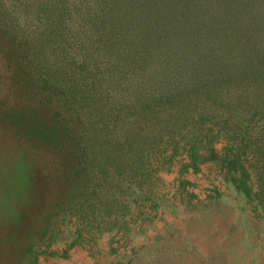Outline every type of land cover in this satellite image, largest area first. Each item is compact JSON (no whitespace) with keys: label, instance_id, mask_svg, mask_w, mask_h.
Listing matches in <instances>:
<instances>
[{"label":"trees","instance_id":"trees-1","mask_svg":"<svg viewBox=\"0 0 264 264\" xmlns=\"http://www.w3.org/2000/svg\"><path fill=\"white\" fill-rule=\"evenodd\" d=\"M263 153L264 0H0V264L130 231L178 163L262 203Z\"/></svg>","mask_w":264,"mask_h":264},{"label":"rangeland","instance_id":"rangeland-1","mask_svg":"<svg viewBox=\"0 0 264 264\" xmlns=\"http://www.w3.org/2000/svg\"><path fill=\"white\" fill-rule=\"evenodd\" d=\"M216 147L222 151L224 142ZM259 159L257 164L249 155L245 164L259 168L254 180L264 186V153ZM179 166L161 173L162 184L155 187L161 204L154 208L157 203L150 201L135 209L130 231L106 234L75 247L67 257L43 256L38 264H80L82 257L71 260L75 249L87 255L81 264H264V195L262 203L249 201L213 162L202 165L200 177L188 173L195 174L193 181L185 175L192 185L182 191ZM5 175L7 183L12 181L10 173ZM65 248L59 244L54 249L63 254Z\"/></svg>","mask_w":264,"mask_h":264},{"label":"crops","instance_id":"crops-1","mask_svg":"<svg viewBox=\"0 0 264 264\" xmlns=\"http://www.w3.org/2000/svg\"><path fill=\"white\" fill-rule=\"evenodd\" d=\"M203 173H205V169H204V166L201 167V172L196 174V176L200 177L203 175ZM195 177V174H189L187 175V179L190 180V181H193V178ZM199 180V179H198ZM83 258V257H87L86 253L81 250V249H75L73 250V254L71 255V260L73 262H76L78 258ZM81 258V260L79 261V263L81 264L84 260Z\"/></svg>","mask_w":264,"mask_h":264}]
</instances>
